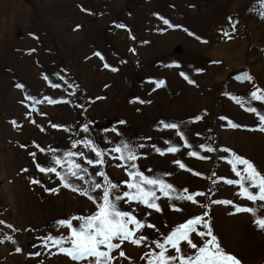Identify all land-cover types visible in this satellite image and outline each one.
Here are the masks:
<instances>
[{"label": "rangeland", "instance_id": "obj_1", "mask_svg": "<svg viewBox=\"0 0 264 264\" xmlns=\"http://www.w3.org/2000/svg\"><path fill=\"white\" fill-rule=\"evenodd\" d=\"M257 89L264 93V0H0V264H89L72 261L47 238L69 236L58 221L90 216L96 204L39 167L65 175L71 160L88 171L79 173L83 180L69 177L70 184L99 199L102 190L92 192L91 181L103 183L96 173L104 172L122 195L134 191L123 182L135 171L113 150L124 144L135 150L139 171L176 191L166 197L154 188L160 212L119 202L155 227L135 232L147 237L140 245L114 240L112 264H148L154 257L147 254L160 252L153 241L164 243L177 226L205 213L226 252L240 264H264V229L254 222L264 219V201L247 200L238 184L225 182L240 179L228 163L232 153L264 174V132L246 110L264 114V102L251 97ZM86 140L104 153L102 165L87 163L98 159L91 148L72 146ZM170 147L178 151L167 152ZM197 192L206 194L195 197L198 203L175 199ZM237 206L256 215L237 213ZM191 238L202 244L195 233Z\"/></svg>", "mask_w": 264, "mask_h": 264}, {"label": "snow or ice", "instance_id": "obj_2", "mask_svg": "<svg viewBox=\"0 0 264 264\" xmlns=\"http://www.w3.org/2000/svg\"><path fill=\"white\" fill-rule=\"evenodd\" d=\"M165 24L169 22L164 20ZM117 27H124V25H117ZM99 56V53H96ZM102 58V57H101ZM108 67V65H105ZM116 71V69H112ZM181 75H184L181 73ZM187 79V77H185ZM244 80L251 81L252 78L248 75L241 77ZM47 79V77H45ZM191 83V81H189ZM157 87H163L164 82H156ZM17 87L23 88V85H17ZM53 87H58V85H53ZM253 100L264 102V93L259 89L251 93ZM28 99H33L28 97ZM66 102V101H65ZM144 103V101H140ZM48 103L53 104L57 101L51 99L48 100ZM237 103H240L237 100ZM248 112L254 113L259 119L258 130L264 132V114H261L255 107L246 109ZM224 119V118H222ZM15 123V122H13ZM163 123V122H161ZM230 126L233 128L241 127L238 124L231 123ZM54 127H58L55 126ZM165 128L178 129L177 124H164ZM84 132L88 131V127L83 128ZM83 143L85 147H89L92 151L95 152L96 161L91 159L87 160L88 164H103V155L104 153L101 150H98L93 146L91 140L86 141H76L73 143V147H76L77 144ZM143 147V145H140ZM115 152L121 153L119 157L121 160L131 161L129 165L130 169H135V171L129 170L128 176L131 178V182L124 181L123 183L130 190L134 191H125L123 194H117L118 185L113 183L106 173L97 172L96 175L103 177V183H97L94 180L92 183V192L102 190V195L97 199L95 196L89 195L88 189H80L77 186H74L68 182L69 177H75L79 180H83L84 177L80 175V172L87 173L86 168H81L80 164L74 163L69 160V168L65 175H60L57 172L55 167H39V171L43 173H56L59 176L60 180L63 182V186L70 188L72 191H78L80 194L85 195L88 199L92 200L97 206V212L94 214L84 217L76 216L72 220L79 221V225L74 226L72 220H62L58 221V224L62 227H67L70 229L71 234L67 237L53 238L49 236L47 239L51 241L52 244L59 247V252L66 255L72 261H84L88 260L89 264H112V250L119 247V244L113 243L114 240H129L131 243L140 245L143 241L147 239L146 236L135 237V232L143 229L144 227H155L154 225L148 224L145 225L142 221L138 220L134 215L129 211H124L119 207V202H132L137 201L144 204L149 209H154L157 212L162 211L159 205L156 203L158 197L154 190L158 186L159 190L164 194V196H169V193L175 192L172 184L166 183L162 179H150L144 175L143 172L139 171L135 161L138 159L134 149L130 148L128 144H124L121 148L120 146L113 149ZM208 152L214 151L213 148L208 147L206 149ZM43 151V149H41ZM161 155H164L165 152L156 149ZM178 149L175 147H170L167 149V152L175 153ZM224 151H230L224 149ZM193 157H198L200 159H205L206 157H199L197 152L189 153ZM31 155L35 156V153ZM66 157H72L77 155V153L67 152ZM79 155H83L80 153ZM233 159L228 160V163L232 166V171L235 172L236 176L240 177L239 180H226L227 184H238L241 188L240 195L245 199L256 202L264 201V174L261 173L256 167V165L250 160L241 157L235 153H232ZM54 163L56 165H62L61 159L54 157ZM179 164V167L188 171L186 165L180 161H176ZM238 165H242V169H238ZM195 175H201L200 173H194ZM248 182V187H245V182ZM33 183H39V181H32ZM148 185L150 187L145 188L144 186ZM255 188L258 189L257 192H252L249 189ZM48 191H56L51 189ZM184 193H187V189L183 190ZM203 192H197L194 194H180L175 197V199L191 201L193 203H198L195 199L197 196H205ZM127 198V199H126ZM214 203H225L231 204V201H214ZM173 209L176 211H181V209L173 206ZM235 211L237 213L246 212L251 213L253 216L256 215V210L250 207H239L237 206ZM150 214V213H149ZM207 216V213L204 214ZM204 216L194 217L187 220L184 224L177 226L166 238L164 243L159 241H153L156 244V247L160 249V252L147 254L154 259L150 258L148 264H240V261L234 255L225 251L221 246L218 238L213 234L212 227L209 221L204 219ZM256 225L264 229V219L257 218L255 221ZM4 221H0V224H3ZM129 225H135V230L130 229ZM197 226H202L206 231H200ZM9 227H11L9 225ZM195 233L198 237L201 238L202 244L200 246L197 243L193 242L191 234ZM67 243L70 244V247H64L63 245ZM184 243L188 249L195 250L194 253L186 252L182 250L181 244ZM174 249L175 255H168L169 247ZM106 248L107 250H102ZM19 251V249H17ZM39 255V253H36ZM121 256L125 254L120 252Z\"/></svg>", "mask_w": 264, "mask_h": 264}]
</instances>
